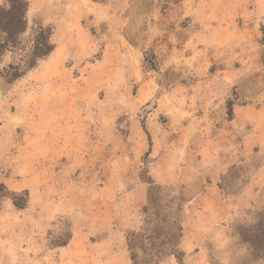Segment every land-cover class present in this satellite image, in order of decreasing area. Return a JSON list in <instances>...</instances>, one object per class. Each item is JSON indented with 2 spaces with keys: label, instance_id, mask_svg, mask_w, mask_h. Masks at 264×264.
Here are the masks:
<instances>
[{
  "label": "rangeland",
  "instance_id": "1",
  "mask_svg": "<svg viewBox=\"0 0 264 264\" xmlns=\"http://www.w3.org/2000/svg\"><path fill=\"white\" fill-rule=\"evenodd\" d=\"M29 3L0 59V264H133L151 230L176 239L159 264H264L242 239L264 214L244 198L264 197V0ZM40 26L54 51L12 80ZM205 144L241 250L200 241L203 263L181 242Z\"/></svg>",
  "mask_w": 264,
  "mask_h": 264
},
{
  "label": "trees",
  "instance_id": "2",
  "mask_svg": "<svg viewBox=\"0 0 264 264\" xmlns=\"http://www.w3.org/2000/svg\"><path fill=\"white\" fill-rule=\"evenodd\" d=\"M29 6V0H7L5 5L0 6V59L5 52L17 49L22 35L27 32ZM52 35V29L42 26L38 28L31 50L27 57L25 56L26 60L21 59L20 65L11 64L8 67L12 80H17L37 68L39 61L45 60L54 51ZM159 214L161 213L157 210L155 215ZM178 229L181 231L180 227ZM244 232L242 239L252 248V255L255 259H264V214L258 224ZM128 246L133 264H159L168 251L166 248L170 246L174 249L177 244L176 239H163L157 230H151L147 234H129ZM137 249L143 253L142 256L134 251Z\"/></svg>",
  "mask_w": 264,
  "mask_h": 264
},
{
  "label": "crops",
  "instance_id": "3",
  "mask_svg": "<svg viewBox=\"0 0 264 264\" xmlns=\"http://www.w3.org/2000/svg\"><path fill=\"white\" fill-rule=\"evenodd\" d=\"M263 124L264 121H262L260 126ZM204 146L206 148H204L205 150L203 151L204 158L202 162L203 164L206 163L205 165L212 164L211 167L207 168V171L203 173V177L206 181L210 182L208 183L209 185L203 189V195H199L197 198H195V196L198 194L191 196V198L194 197V200L187 205V211L191 215L187 216L185 219V231H187L181 242L183 248H187L185 245L188 242L191 243V250L196 253L198 260L203 263L208 261L210 254L208 252H203V248L207 245L205 243H200V241L214 240V238L216 240L220 239L224 242L222 246L224 250H226L224 252L228 255L235 254L241 250V239L233 228L236 217L238 218L240 211L237 209L233 214V209L231 210L229 205L223 200L221 190L217 185V182L221 179V174H223L222 169L219 167L216 168L220 163V157L217 153H214V151H210V145L205 144ZM255 185H249V189H247L244 194V198L254 201V204H250L249 207L252 205H261L264 200L262 190H259L255 195L250 192V188L253 186V189H255ZM260 189H263V186L260 185ZM244 205L245 204H242L243 207ZM186 252L189 251L187 250Z\"/></svg>",
  "mask_w": 264,
  "mask_h": 264
}]
</instances>
